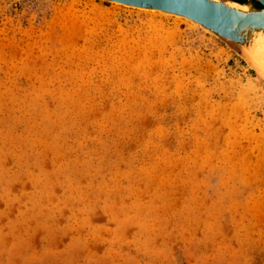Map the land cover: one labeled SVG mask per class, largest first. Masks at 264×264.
<instances>
[{
	"label": "rangeland",
	"instance_id": "obj_1",
	"mask_svg": "<svg viewBox=\"0 0 264 264\" xmlns=\"http://www.w3.org/2000/svg\"><path fill=\"white\" fill-rule=\"evenodd\" d=\"M236 50L111 2L0 0V264H264V83Z\"/></svg>",
	"mask_w": 264,
	"mask_h": 264
},
{
	"label": "water",
	"instance_id": "obj_2",
	"mask_svg": "<svg viewBox=\"0 0 264 264\" xmlns=\"http://www.w3.org/2000/svg\"><path fill=\"white\" fill-rule=\"evenodd\" d=\"M131 8H153L198 23L221 40L249 46L264 33V0H101ZM234 2L237 6L229 4ZM240 55V54H239ZM240 57H242L240 55ZM260 81L264 83V80Z\"/></svg>",
	"mask_w": 264,
	"mask_h": 264
},
{
	"label": "bare ground",
	"instance_id": "obj_3",
	"mask_svg": "<svg viewBox=\"0 0 264 264\" xmlns=\"http://www.w3.org/2000/svg\"><path fill=\"white\" fill-rule=\"evenodd\" d=\"M114 4L119 5V3H117V2H115ZM229 4L233 5V6H237V4H235L234 2L229 1ZM137 9L145 10V11H147V13H150L153 16H154V14H158V15L160 14V15H166V16L171 15V14H168L166 12H162L160 10L153 9V8H137ZM176 17L180 18V20L185 19L192 24L200 26L198 23L192 21L191 19L185 18L181 15L176 14L175 18ZM235 45H236V49L238 50V52L239 51L241 52V53L239 52V54L246 61V63L249 64V67H252V69L256 72V74H258L257 75L258 79L264 80V33L259 34L256 39L253 38V42L249 46L239 47L237 44H235Z\"/></svg>",
	"mask_w": 264,
	"mask_h": 264
}]
</instances>
